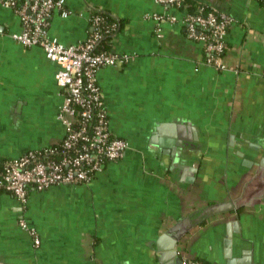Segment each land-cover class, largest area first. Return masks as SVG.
I'll use <instances>...</instances> for the list:
<instances>
[{
  "label": "crops",
  "instance_id": "crops-1",
  "mask_svg": "<svg viewBox=\"0 0 264 264\" xmlns=\"http://www.w3.org/2000/svg\"><path fill=\"white\" fill-rule=\"evenodd\" d=\"M220 1L234 19L224 70L203 62L180 22L157 37L152 14L182 10L154 0H65L68 16L53 14L49 36L65 45L89 34L88 7L120 20L109 49L131 59L96 81L128 149L87 183L31 190L25 203L0 193V264H167L171 250L197 264H264V5ZM19 29L0 5V158L63 136L57 67L9 38ZM178 135L191 151L184 170L165 154Z\"/></svg>",
  "mask_w": 264,
  "mask_h": 264
},
{
  "label": "built area",
  "instance_id": "built-area-1",
  "mask_svg": "<svg viewBox=\"0 0 264 264\" xmlns=\"http://www.w3.org/2000/svg\"><path fill=\"white\" fill-rule=\"evenodd\" d=\"M154 1L165 9L182 10L180 17L152 14L157 37L161 36V24L180 22L187 38L202 44L205 64L218 70L227 68L223 58L226 34L234 23L231 15L207 9L203 3L190 11L183 0ZM261 1L264 4V0ZM0 5L11 9L20 23L19 31L7 34L9 38L24 47H39L56 65L54 79L62 99L56 114L63 126V136L58 142L26 150L14 158H0V193L10 194L18 202L25 203L31 190L42 191L57 184L87 183L106 163L123 158L128 142L110 130L96 72L102 67L125 65L131 56L101 48L104 33L113 29L115 23L111 27L110 24L104 26L103 16L93 14V7L87 9L88 22H91L89 34L78 43L65 45L48 33L53 14L68 16L65 0H0ZM261 74L264 75V69ZM18 223L38 245L34 228L23 219Z\"/></svg>",
  "mask_w": 264,
  "mask_h": 264
},
{
  "label": "water",
  "instance_id": "water-1",
  "mask_svg": "<svg viewBox=\"0 0 264 264\" xmlns=\"http://www.w3.org/2000/svg\"><path fill=\"white\" fill-rule=\"evenodd\" d=\"M157 129V128H156ZM184 138L181 135H178L175 137L174 143L171 147V151L165 152V154L169 155H174L176 157V160L179 162L177 165V168H181L184 170V167L187 165L188 167V161L190 160V154L191 151L188 149V144ZM259 164L264 165V159L259 162ZM172 168V167H171ZM186 168V167H185ZM184 231V230H183ZM227 239L225 241V244L228 247L231 245V232L230 230L227 231ZM229 250V248H228ZM228 252V251H227ZM168 263L167 264H197L194 262H186L183 261V259L176 253V250H171L169 255H168ZM242 264H253L250 260H243Z\"/></svg>",
  "mask_w": 264,
  "mask_h": 264
},
{
  "label": "trees",
  "instance_id": "trees-1",
  "mask_svg": "<svg viewBox=\"0 0 264 264\" xmlns=\"http://www.w3.org/2000/svg\"><path fill=\"white\" fill-rule=\"evenodd\" d=\"M259 1L262 3L261 0H259ZM220 2H221L220 0H183V3L186 5V8L188 10H190V11L196 10V8L198 6V3L205 4V6H206L207 9L214 8L216 10H221L219 8L220 7ZM94 10L95 11L93 12V14L98 13V14H101L103 16V18H104V26H107V25L110 24V27H111V24L115 23V27L113 29H110L109 32L104 33V36H103V38L101 40V48L107 50V49L110 48L112 38L114 37V35L116 34V32L119 30L121 23H120V20L119 19L113 17L108 12H105V11L99 9V8H96V7L94 8ZM90 23L91 22L89 21V25H90ZM226 48H227V45L225 43L224 53L226 51Z\"/></svg>",
  "mask_w": 264,
  "mask_h": 264
},
{
  "label": "rangeland",
  "instance_id": "rangeland-1",
  "mask_svg": "<svg viewBox=\"0 0 264 264\" xmlns=\"http://www.w3.org/2000/svg\"><path fill=\"white\" fill-rule=\"evenodd\" d=\"M49 189V188H48ZM45 190H47V189H45ZM42 191H44V190H42Z\"/></svg>",
  "mask_w": 264,
  "mask_h": 264
}]
</instances>
